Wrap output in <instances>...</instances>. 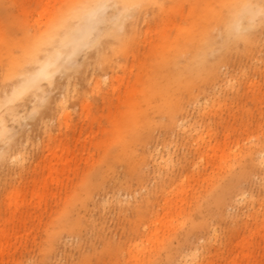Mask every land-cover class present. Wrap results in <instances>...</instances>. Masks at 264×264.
I'll use <instances>...</instances> for the list:
<instances>
[{
    "label": "rangeland",
    "instance_id": "obj_1",
    "mask_svg": "<svg viewBox=\"0 0 264 264\" xmlns=\"http://www.w3.org/2000/svg\"><path fill=\"white\" fill-rule=\"evenodd\" d=\"M61 1L9 0L7 7L20 19V22H27L37 27L38 24H45L48 21L54 5H58ZM113 1L121 3V0ZM22 4L27 11L23 10ZM188 6L187 1L168 0L165 10H160L156 6L150 8L144 14L146 21L139 16L141 19L138 23H140V29H143L138 35L139 44L136 43L129 54L124 55L123 50L114 51L116 41L109 40V37L117 39L116 34L122 35V30L116 29L114 35L104 34L100 47L103 54L99 55L100 50L97 51L95 46H91L86 54H81L73 67L75 77L72 84L79 87L74 91L71 88L67 109L58 107L42 111V118L51 119L53 127L36 126V117H31L34 121V135L45 139L49 134H53L55 138L47 146L38 145L35 142V146L24 149L16 145L12 150L15 154L18 151L27 152V157L31 158L29 163L28 160L25 161L26 169L21 170L22 162L19 161L13 168L7 163L6 168L1 170H14L16 174L8 182L0 185V224L6 220L0 235L9 238L6 241L8 250L5 252L4 263L0 262V264H27L30 261L33 264H52L54 257L51 259L45 254L46 248L50 247V238L53 237V231L48 230L47 226L53 222L57 223L61 215L63 217L66 215L67 209L71 211L73 219H78L80 222L74 226L75 231H69V234H65L63 239L55 242L52 247L58 260L62 253L67 254V259L62 260V264H147V262L136 263L132 257L133 253H130L129 240H141V234L136 237L137 226L144 228L142 223H139V219H151L157 210L163 212L165 198H172L177 203L175 210L180 211L181 215L176 222L177 224L179 222V226L184 222L181 225L183 227L179 229L178 226V236L172 248H156L153 250V260L148 264H185L186 251L192 242L202 235L219 238L220 246H234L238 240H242V247L229 253L225 264H233L232 259L237 256L236 264H264L263 167L256 166L249 174L240 168L242 163L232 156L229 164L236 167L238 171L232 183H236L237 187L231 188L228 185L221 187H227L230 195L242 191H247L248 195L239 202L229 200L222 209H216L213 205L207 204L208 193L211 190L217 193L220 191L221 187H218L217 183L220 179H224L222 174L227 166L221 167L218 160L210 162L206 170L202 165L201 172L195 173L197 170H194L193 163L197 161V158H195V150L190 144L189 136L180 125L176 124L177 121L173 123L166 116L160 118L159 124L152 126L149 131L151 135L147 140L145 139L147 131L140 136L138 146L141 152L144 148L154 151L156 144L162 141L169 143L168 147L174 158L172 178L175 183L172 184V181L171 187L177 184L183 185L184 195L176 193L170 195L164 191L168 178L159 170L153 169L155 165L151 163V157L147 158L142 181L137 180L136 170L129 172L132 165L129 161L120 164L116 159H112V163L101 164L106 152L119 146L120 132L116 126L123 121L128 109L124 96L128 94L130 85L138 80L141 73L140 64L146 59L148 49L154 46V49H158L160 45L166 43L167 36L162 35L163 30L170 34L169 38L176 36L178 31L176 24L167 22L174 18L177 23L184 17L183 21L187 24L190 18ZM136 14V11L132 10V17L127 21L136 18ZM1 16L0 13V23H3ZM147 21H150V27L146 25ZM113 29L114 26L108 32ZM251 34L257 37V47L252 50L245 48L243 37L231 43L230 46L223 45L220 41L215 55H208L206 59L207 70L214 60L220 61V79L223 78L221 87H224V79L230 74L237 75L241 83L228 88L226 95L217 94L221 106L212 113L211 120L204 122L214 131L211 137L213 142L227 143L226 151L230 149L235 151L241 145L247 146L251 141L264 137V25L260 22L255 24ZM50 51L53 52V49ZM111 54L117 62L121 61V64L112 71V74L117 77L114 80V90L109 93L110 97L104 100L102 93L106 85H103L101 94L86 98L84 89L89 88L90 75L88 74L91 68L94 67L93 75L102 80L107 69L99 59ZM3 63L0 69V100L2 89L10 88L4 81L5 71L8 70L10 61L5 57ZM37 63L35 60L29 61L27 68L35 67ZM188 64H191V60ZM62 82L57 88L58 94L67 91ZM136 88L142 89L144 85L138 84ZM198 88L202 89L203 94L213 93L206 79L199 80L198 87L194 90L197 91ZM51 89L52 87L49 90ZM219 89L221 88L218 85L215 90ZM118 94L122 96V102L117 104ZM130 95L133 96V93L130 92ZM52 97L54 100V96ZM50 99L49 95L48 100ZM27 105L26 111L29 112L33 104L29 102ZM196 106L187 104L184 116L186 115L189 120H192L197 113ZM65 109L69 111V115H65ZM182 113L183 111L177 115L176 119L181 118ZM106 127L108 129L99 133L98 130ZM65 138H69V149L74 144H81L80 149L68 155V162L64 164L56 161L34 170V163L37 160L32 161V156L39 159L40 155L48 153L47 149L51 151L59 145L60 140ZM67 149L59 147L58 153L61 158L65 157ZM54 170L57 172L52 177L47 176ZM205 175L209 177V180L203 182L201 179ZM36 178H38L37 183L34 181ZM92 178L96 180L97 185L93 187V196L88 207H82L78 200L69 209L68 205L72 201V196L82 195L84 193L82 185L85 182L89 183ZM21 180L26 183L25 186H17ZM33 190H38L39 195L32 197ZM194 191H197V197H194ZM123 194L128 195L127 200L130 206L129 209L126 207L125 210L122 209L124 211H120V208L126 205L118 203ZM252 195L255 197L254 203L250 199ZM9 202L13 204H10V208H6ZM259 203L263 204L262 214L255 220L254 215H249L253 214ZM150 209H152L151 213ZM221 214L226 215L225 220ZM180 221H182L181 224ZM150 226L153 227L154 223ZM170 229L165 230V236H169L172 232ZM22 231L31 232V235L20 238ZM34 240L37 241L35 244ZM22 248L32 249L31 253L25 252V249L21 252ZM242 254L244 255L239 258Z\"/></svg>",
    "mask_w": 264,
    "mask_h": 264
},
{
    "label": "bare ground",
    "instance_id": "obj_2",
    "mask_svg": "<svg viewBox=\"0 0 264 264\" xmlns=\"http://www.w3.org/2000/svg\"><path fill=\"white\" fill-rule=\"evenodd\" d=\"M167 1L121 0V3L118 4V1L105 0L106 3L119 6V10L114 13V29L105 33L114 35L116 29L119 31L122 30L123 32L122 35L116 34L117 39L109 37L111 42L114 40L116 41L113 50H123L124 55L129 54L136 43L139 44L140 37L138 35L142 32L143 28L140 29L141 27L138 21L142 17L143 21H146L144 14L150 8L156 6L160 10H165ZM179 1H187L189 3V21L185 24L183 21L184 17L180 18L177 23L174 18L170 19L167 23L176 24L178 28L176 36L169 38L168 36L170 34L163 30L162 35L167 36L166 43L160 45L158 49H154L155 46L148 49L149 51L146 59L142 60L140 64L141 73L138 76V80L130 85L128 94L124 96V101H126L128 109L125 112L123 121L116 126L120 132L118 139L119 146L115 149L108 150L101 164L104 162L110 163L112 159H116L120 164L129 161L132 164L129 168V172H134V170H136L137 180L142 181L144 179L143 171L145 172L147 158L151 157V163L155 165L153 169L159 170L161 174L168 178L167 184L164 185V187L166 186L164 191H167V194L170 195L176 193L182 196L185 194L183 185L179 186L177 184L171 187V185L175 183L172 178L174 158L170 153L168 147L169 143H164V141H162L156 144L154 151L144 148L143 152H141L138 146L140 136L147 131L148 133L145 136L147 140L151 135L149 132L150 129L152 126L160 123V118L166 116L173 123L177 121L176 124L180 125L185 130L186 135L189 136L190 144L195 150V158H197V161L193 163L194 170H197L195 173L201 172L200 168L202 165L206 170L210 162L212 163L218 160L221 167L227 166L225 172L222 174L224 179H220L217 183L218 187H223L224 185H228L231 188L233 186L237 187L236 183H232V179L238 175L237 168L229 164L232 156L236 157V161L242 163L240 168L244 169L249 174L254 171L256 166L264 168V164H262V159H264V137L254 142L251 141L247 146L241 145L235 151L231 149L230 151H226L227 143L213 142L211 137L214 135V131L212 128H209L210 126H208V124L204 123L211 120L210 117L212 113L221 106L217 94L224 93L226 95L228 88L234 87L235 84H241L237 75L230 74L224 79V87H221V79L223 78L220 79V61L214 60L207 70L206 59L208 55H215L217 44L220 41H222L223 45L230 46L231 43H235L239 38L243 37L245 39L246 49L252 50V48L257 47V37L251 34L252 27L244 35L235 36L227 31V25L230 23L234 14L240 11L241 5L245 3L259 5L261 0ZM8 2L9 0H0V13L3 19V23H0V69L4 64L3 61L5 57L10 61V66L7 68L8 70L5 71L4 75L5 85L9 84L10 88H3L1 92L0 120H3L5 126L12 130V135L10 144L0 141V171L6 168L7 163L13 168L19 161L22 162L23 169L21 170L23 171L26 169V165L24 164L27 160L29 163L31 158L27 157V152L18 151L15 154V151H12L13 148L16 145H20L25 149L29 146H35V142L38 145L47 146L50 141L55 138L53 134H49L45 139L38 137V135H34V121L31 120V117H36V126L39 125L41 128H52L53 121H51V119L42 118V111L47 108L52 109L58 107H60V109H67L69 102L68 96L71 92V88L72 91H74L79 87V85L72 84L73 77H75L73 68L63 71L60 69L63 68L66 53L69 51V49L65 47L66 43H71L73 40H82L85 44L92 45L96 42L95 36L87 37L84 35L83 26L80 25V21L78 20V17L83 12L81 6L94 3L95 0H62L58 5H54L48 21H46L45 24H38L37 27L27 22H20V19L8 9ZM22 8L24 11H27L23 4ZM132 10L136 11V18L127 21L132 17ZM139 16H141V18H139ZM149 22L147 21L146 23L148 27H150ZM259 22L260 19L257 17L255 24ZM17 46L18 48H15ZM89 47L84 54L89 51ZM50 49H53V52H51ZM37 51H42L46 53V55L42 56L41 61H39L35 67L30 68L31 71H26L25 69H28L27 63L35 60L34 57ZM114 51L113 53H115ZM101 54L103 53L100 50L99 55ZM80 56L81 55H78L76 57V62ZM49 59L54 62L58 61L59 63V67L52 70V79L50 81H40L38 84H31L30 80L35 76L39 67ZM189 60H191V64H188ZM99 61L102 65H105L107 71H105L102 80H100L93 75L94 67H92L88 74L90 75L88 78L89 88L84 89V94L86 98L95 94L99 95L101 94L103 85H106L102 93L103 99L105 100V98L108 99L110 97L108 96L109 93L114 90V80L117 77L112 74V71L121 64V61L117 62L113 54L108 57H100ZM86 67L89 68L88 65H86ZM202 78L206 79L213 93L203 94L200 88H198L197 91L194 90V88L198 87L199 80ZM61 82L67 91L66 93L58 94L57 88ZM138 84L144 85V88H136ZM218 85L221 89L215 90ZM252 85H255V83H252ZM48 86H51L52 89L49 90L51 87ZM21 89L24 90L23 96H20L11 108L7 107V101L12 98L13 93ZM130 92L133 93V96L130 95ZM49 95L51 96L50 100H48ZM52 96H54V100H52ZM29 102H32L33 108L34 106L37 108L35 115H33V108L29 112L26 111ZM121 102L122 96L118 94L116 103L118 104ZM189 103L197 105V113L193 116L192 120H189L186 115L184 116L186 106ZM182 111L181 118L176 119L177 115ZM10 112L15 113V123H13L12 116L9 115ZM65 113V115H69V111L66 110ZM106 129H108V127L98 131L100 133ZM68 146L69 138H65L60 140L59 145L55 146L51 151L47 149L48 153L40 155L39 159L32 156V161L37 160V162L34 163V170L39 167L42 168L44 164L56 161H61L66 164L68 162V155L80 149L81 144H74L71 149H69ZM59 147L64 149L68 148L65 157H60L58 153ZM56 172L57 170L50 171L47 176L52 177ZM15 174L16 172L14 170L1 171L0 185L8 182ZM201 180L203 182L208 181L209 177L205 175ZM34 181L37 183L38 178L34 179ZM95 182L96 180L93 178L89 183L85 182L82 185L84 193L79 197L77 194L73 195L68 208L71 209L78 200L82 207L87 208L93 196V187L97 185ZM25 184L26 183L21 180L17 186H25ZM222 187L218 193L214 192V190L208 193L207 204L213 205V207H216L218 210L222 209L229 200L239 202L248 195L247 191L236 192L230 195L229 189L227 187ZM197 194V191H194V197H197ZM37 195H39V191L33 190L31 196L34 197ZM127 197L128 195L124 196L123 194L118 200L119 205L126 204L120 208V211H124L126 207V209H129L130 203ZM250 199L252 203L255 202V197L253 195L250 196ZM10 204L12 205L13 203L9 202L6 208H10ZM176 204L177 203L174 202L172 198H165L163 212L157 210L151 219H139V223H142L144 228L137 226L136 237L141 234V240H129L130 243L128 245L131 247L130 253H133L132 257L136 263H150L153 260V250L156 248H172L178 236V230L183 227L181 225L184 223L180 221V224H182L179 226V222L178 224L176 222L181 215L180 211L175 210ZM262 206L263 204L259 203L253 214L249 216L254 215L255 220H257L260 214H262ZM130 208L132 209V207ZM151 212L152 209H150V213ZM61 216L57 223L53 222L47 226L48 230L51 229L53 231V237L50 238V247L46 248L45 254L51 259L54 257L52 264H62V260L64 261L67 259V254L62 253L58 260L55 257L57 255H55V251H53L52 247H54L55 242H60L65 234H69V231H75L76 228L74 226L80 222L78 219H73L71 211L68 209L66 215H64V217ZM182 216H184V214H182ZM221 217L224 220L226 219V215L224 214H221ZM262 222L264 223V218ZM5 223L6 220L0 224V232H2ZM151 223H154V228L150 226ZM247 223L248 221L245 222V225H247ZM57 226L58 228L56 229ZM178 226L179 229L177 230ZM167 229L172 231L169 236L164 235ZM30 235L31 232L22 231L19 237L24 238ZM8 239V236H2L0 238L1 263H4L5 252L8 250L6 244ZM36 242L37 241L34 240V244ZM218 242L219 238L217 237L200 236L195 242H192L186 251L185 264H225L224 262L228 254L237 248H241L243 245L242 240H238L234 246H220ZM23 249H25L24 251L27 253H31L32 250L22 248L20 251L23 252ZM243 255L244 254L241 256L239 255V258ZM29 257H31V254H29ZM237 259L238 256L232 259L233 264H236ZM27 264L33 263L30 261L27 262Z\"/></svg>",
    "mask_w": 264,
    "mask_h": 264
},
{
    "label": "snow or ice",
    "instance_id": "obj_3",
    "mask_svg": "<svg viewBox=\"0 0 264 264\" xmlns=\"http://www.w3.org/2000/svg\"><path fill=\"white\" fill-rule=\"evenodd\" d=\"M82 14L78 17L80 25L83 26L84 35L87 37H96L95 45L85 44L82 40H73L71 43H66L65 47L69 49L66 53V58L63 62V68L60 70H71L76 63V57L78 55L84 54L89 46H95L97 51L100 50L101 41L104 34L113 26L115 17V11L119 10V6L111 5L106 3L105 0H95L94 3L82 5ZM259 17L260 22L264 25V0H261L259 5L245 3L240 6V11L234 14L230 23L227 25V31L235 36H242L247 33L251 27L254 26L255 21ZM46 55L42 51H37L35 54V61H41L42 56ZM59 63L47 60L39 70L35 73V76L30 80L31 84H38L40 81L52 79L53 69L58 68ZM26 71H31L30 69H25ZM24 90L21 89L13 93L12 98L7 101V107L15 103V101L23 96ZM37 112V108L34 106L33 115ZM9 115L13 118V123L15 120V113L10 112ZM12 130L7 128L3 122L0 120V141L6 144L11 143ZM262 164H264V159H262Z\"/></svg>",
    "mask_w": 264,
    "mask_h": 264
}]
</instances>
